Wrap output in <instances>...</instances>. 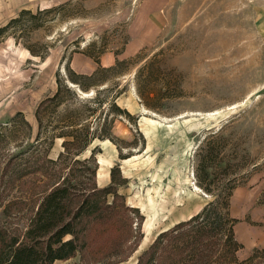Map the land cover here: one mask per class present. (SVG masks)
Instances as JSON below:
<instances>
[{
    "label": "rangeland",
    "instance_id": "374dc122",
    "mask_svg": "<svg viewBox=\"0 0 264 264\" xmlns=\"http://www.w3.org/2000/svg\"><path fill=\"white\" fill-rule=\"evenodd\" d=\"M141 2L0 0V27L21 19L0 38V126L23 112L34 140L37 107L59 77L68 80L67 66L113 67L77 96L92 100L101 133L82 155H93L98 186L114 184L142 216H133L140 245L117 264H136L158 233L198 213L222 187H234L230 210L245 260L264 249V0H174L159 26L133 28L143 22ZM48 7L57 8L39 13ZM23 9L33 15L20 17ZM144 30L149 40H135ZM155 54L157 80L149 81L148 70L137 73ZM141 86L167 92L159 109L142 101ZM253 263L264 264V254ZM53 264L86 263L78 254Z\"/></svg>",
    "mask_w": 264,
    "mask_h": 264
},
{
    "label": "trees",
    "instance_id": "16d2710c",
    "mask_svg": "<svg viewBox=\"0 0 264 264\" xmlns=\"http://www.w3.org/2000/svg\"><path fill=\"white\" fill-rule=\"evenodd\" d=\"M56 8H43L39 13ZM25 14L33 15V11L23 9L20 17ZM16 22L21 19L13 18L0 27V38ZM29 49L42 59L47 56V52ZM157 56L137 74L145 75L148 70L146 79L157 80ZM97 62L100 66L91 74L67 66L68 80L59 77L56 92L37 107L39 127L34 140H30L33 126L23 112L0 126V218L18 221L5 224L0 220V264H53L78 254L86 264H117L140 245L142 234L133 223V216L142 218L139 208L127 204L114 184L99 187L93 155L82 156L101 133L98 136V126L92 125L96 118L92 100L80 101L78 89L86 92L100 84L99 75L113 68ZM100 94L101 90L95 97L98 102ZM165 96L167 92L156 86L140 88L142 101L151 108L159 109L156 101ZM70 98L78 101L74 107L68 104ZM62 105L66 107L59 110ZM50 108L56 112L46 119ZM58 141L61 150L54 157ZM218 189L198 213L158 233L136 264H254L264 249L255 250L245 260L239 258L243 244L237 240L238 220L230 210L234 187Z\"/></svg>",
    "mask_w": 264,
    "mask_h": 264
},
{
    "label": "crops",
    "instance_id": "0c3cea01",
    "mask_svg": "<svg viewBox=\"0 0 264 264\" xmlns=\"http://www.w3.org/2000/svg\"><path fill=\"white\" fill-rule=\"evenodd\" d=\"M174 0H142L140 4V12L139 16H141V19H143V22H141V20H135L134 24H133V28L136 26L139 27H144V26H149V27H155V26H159V24L165 19L167 13L169 12V8L171 3ZM137 19H139V17H137ZM137 37L138 41H147L148 39V35L147 32L141 31L140 36L138 37V34L133 32V37ZM112 63H114V61L110 60L108 65H112ZM104 65V64H103ZM98 67V66H97ZM96 68H92V69H88L86 67H84L83 65H81V67L78 68V72L80 73H86V74H91L93 73ZM253 234H257L254 233ZM262 234L264 235L263 231ZM251 248H254L256 246H250ZM264 247V246H261Z\"/></svg>",
    "mask_w": 264,
    "mask_h": 264
},
{
    "label": "water",
    "instance_id": "95a60500",
    "mask_svg": "<svg viewBox=\"0 0 264 264\" xmlns=\"http://www.w3.org/2000/svg\"><path fill=\"white\" fill-rule=\"evenodd\" d=\"M69 84H70L72 87H76V85L73 84V83H71V82H69ZM80 91H82V90L80 89ZM82 92H83V91H82Z\"/></svg>",
    "mask_w": 264,
    "mask_h": 264
},
{
    "label": "bare ground",
    "instance_id": "6f19581e",
    "mask_svg": "<svg viewBox=\"0 0 264 264\" xmlns=\"http://www.w3.org/2000/svg\"><path fill=\"white\" fill-rule=\"evenodd\" d=\"M80 91V90H79ZM81 93H83L84 95H88L89 93L88 92H85V91H80Z\"/></svg>",
    "mask_w": 264,
    "mask_h": 264
}]
</instances>
